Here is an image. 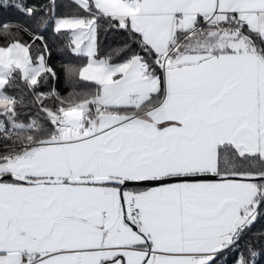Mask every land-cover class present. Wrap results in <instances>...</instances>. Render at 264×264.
<instances>
[{"label": "snow or ice", "instance_id": "obj_1", "mask_svg": "<svg viewBox=\"0 0 264 264\" xmlns=\"http://www.w3.org/2000/svg\"><path fill=\"white\" fill-rule=\"evenodd\" d=\"M9 6L32 23L0 24V264H256L264 0ZM48 27L82 61L66 96L39 90ZM17 78L30 100L5 91Z\"/></svg>", "mask_w": 264, "mask_h": 264}, {"label": "trees", "instance_id": "obj_2", "mask_svg": "<svg viewBox=\"0 0 264 264\" xmlns=\"http://www.w3.org/2000/svg\"><path fill=\"white\" fill-rule=\"evenodd\" d=\"M9 5H12L14 2H17V0H8ZM47 0H23V3L26 5H42L45 4ZM63 0H61V3ZM63 9H61L62 11ZM39 15V13H38ZM19 22L26 25H31L32 21L18 11L15 7L9 6L7 8L0 7V24H4L6 22ZM15 33H7L0 35V43H6L9 42L12 36ZM44 34L48 41V46L50 49V55L48 56V63L54 67L57 78L55 80L50 79L46 85H44L40 91H48L51 88H56L61 95H68L69 92H72L73 89L68 85L66 73L64 70V65L66 64H73L77 67L81 66L82 61L79 60L75 54L71 53V51L66 47L67 43V36H60L55 34L51 27H48ZM23 35V34H21ZM5 36H7V39H5ZM23 38L26 40L28 39L27 36H23ZM119 42V34L108 32L107 34H102L101 36V54H106L107 51L118 44ZM15 75V74H14ZM81 88L85 89L87 88V85H81ZM81 89H77L79 91ZM5 91L10 95H19L23 94L25 97V100L28 101L32 98L31 93L25 86L22 79L17 78V80L14 82L13 87H6ZM22 112L27 113V115H23L21 117L22 120L27 121L29 115H33L36 111L34 107L31 105H27L23 109H21ZM264 228V218L260 219L254 226H253V232L257 231L258 229ZM252 240L253 243L255 241L253 240L252 234L249 233L241 240V244L243 245L246 241ZM260 245H264V238H260L259 240ZM256 264H264V255L260 256Z\"/></svg>", "mask_w": 264, "mask_h": 264}]
</instances>
